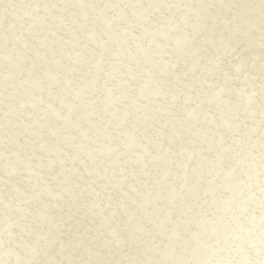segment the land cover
Returning <instances> with one entry per match:
<instances>
[{
  "label": "rangeland",
  "instance_id": "374dc122",
  "mask_svg": "<svg viewBox=\"0 0 264 264\" xmlns=\"http://www.w3.org/2000/svg\"><path fill=\"white\" fill-rule=\"evenodd\" d=\"M0 264H264V0H0Z\"/></svg>",
  "mask_w": 264,
  "mask_h": 264
},
{
  "label": "bare ground",
  "instance_id": "6f19581e",
  "mask_svg": "<svg viewBox=\"0 0 264 264\" xmlns=\"http://www.w3.org/2000/svg\"><path fill=\"white\" fill-rule=\"evenodd\" d=\"M136 195H138V193H136ZM231 240V239H230ZM237 254H238V252H236ZM238 256H239V254H238Z\"/></svg>",
  "mask_w": 264,
  "mask_h": 264
}]
</instances>
